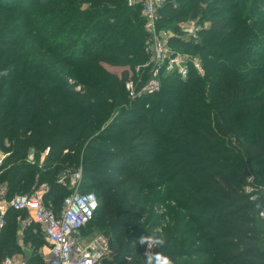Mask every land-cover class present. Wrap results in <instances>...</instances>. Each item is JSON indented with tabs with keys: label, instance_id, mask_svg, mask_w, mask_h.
Here are the masks:
<instances>
[{
	"label": "trees",
	"instance_id": "trees-1",
	"mask_svg": "<svg viewBox=\"0 0 264 264\" xmlns=\"http://www.w3.org/2000/svg\"><path fill=\"white\" fill-rule=\"evenodd\" d=\"M38 1L0 0V72L8 71L0 76V147L6 139L9 144L0 185L7 198L31 193L25 191L57 171L77 170L82 161L83 179L100 188L99 207L82 231L97 213H110L113 252L102 264H143L144 247L130 241L146 232L129 238V230L140 229L151 200L168 205L151 227L167 217L162 251L173 264H264V192L251 199L245 190L251 174L264 186V54L237 45L244 24L216 21L219 35L208 36L219 39L218 53L205 55L201 43L182 42L184 50L209 58L205 76L163 72L158 91L132 99L125 88L129 69L148 59L141 7L128 0ZM199 6L200 0H178L177 8H163L160 27L196 17ZM260 9L256 3L251 12ZM40 20L50 26L42 37ZM73 36L79 44H70ZM104 63L125 68L117 77ZM149 76L144 71V80ZM69 78L83 86L82 94ZM30 146L49 150L40 177L38 163H14ZM49 184L44 202L52 199L58 212L68 195L61 200L56 177ZM164 186V194L154 196ZM20 216L28 212L8 209L0 262L17 250ZM34 230L43 234L34 224L25 232L36 252ZM126 255H133L130 262ZM37 261L34 255L27 260Z\"/></svg>",
	"mask_w": 264,
	"mask_h": 264
},
{
	"label": "built area",
	"instance_id": "built-area-1",
	"mask_svg": "<svg viewBox=\"0 0 264 264\" xmlns=\"http://www.w3.org/2000/svg\"><path fill=\"white\" fill-rule=\"evenodd\" d=\"M130 6H140L145 18V54L146 63L129 69L125 88L129 97L135 99L144 93H153L161 87V74H175L182 79L188 78L191 71L203 75L202 62L191 52L172 47L169 31L160 27L162 9L168 6L178 7L177 0H131ZM190 18L188 25L181 29L178 39L186 38L192 43H198L201 28ZM184 40V39H183ZM150 71V78L139 85L144 71ZM140 86V87H139ZM32 157V156H31ZM46 185H41L32 193H18L12 199L7 198L6 185H0V234L7 225L9 208L25 210L28 216L19 218L20 237L30 225H38L46 240L48 258L45 264H102L110 255L109 239L102 235L86 239L81 236L82 229L93 219L99 199L95 192H72L65 197L61 210L54 211L44 203ZM251 199H256L263 185H256L254 175L247 178L245 186ZM264 219V212L261 214ZM0 264H28L27 260L17 256H6Z\"/></svg>",
	"mask_w": 264,
	"mask_h": 264
},
{
	"label": "rangeland",
	"instance_id": "rangeland-1",
	"mask_svg": "<svg viewBox=\"0 0 264 264\" xmlns=\"http://www.w3.org/2000/svg\"><path fill=\"white\" fill-rule=\"evenodd\" d=\"M5 1H7L8 4L18 3L17 5H21L22 3H24L25 0H5ZM44 1L46 0H39L38 3L42 4L44 3ZM130 1L131 0H128L129 6H130V3H129ZM227 1L228 0H200V6H199L200 9L196 17H189L184 21H178L176 23H172L171 25L168 24L170 26L163 27V29H166L169 31L168 35L171 37V41L173 40L174 42H177L176 44L178 46L175 47L172 45V47H175L180 50H184L182 42L192 43L188 41V39L186 38L178 39L179 35H184V34H176V33H181L183 31V28L188 25L187 23L189 19L192 18V19H195L194 21L201 28V33L199 34V39H198L197 44L201 43V45H203L205 49L204 54L207 55L209 49L218 53L221 50V46H218L217 44L219 39L211 40L208 35L210 34L216 35V33L219 35L218 30H217L216 21L218 19H223V21L227 23V26L229 28H236L240 26L241 24H244V26L241 25L243 31H242V34L240 35V38H238L237 45H241V47H248L249 45H251V47L257 48L258 51L264 54V0H231V2H227ZM240 2L241 3L244 2L246 8H243V5H241ZM256 3L261 6L260 14L258 13L252 14L251 12ZM82 7L87 8L88 4L83 3ZM259 15H261V21L258 18ZM38 25H40L41 31L38 32L37 35H41V37L43 35H46V31H48V28H50V26H46V24H43L42 20H40ZM174 26H177L179 30L174 31L173 30ZM75 39H76V36H73L70 44H79V40L74 41ZM50 43H52V41L48 40V42H46V46H49ZM145 47H146V44L144 43V51H145ZM193 54L198 56L199 59L201 60L202 66L204 68L202 76H205V74L207 73V64L211 66L209 58L204 56V54L202 58L198 54H195V53ZM212 56L216 57V54H212ZM254 65H259V64L255 63ZM104 66L107 68V70L114 72L117 77L120 76L121 71L125 68L124 66H119L115 64H107V63H104ZM147 71L150 73L149 70ZM245 77H248V76H245ZM144 78L145 77H143L141 82H138L139 80L138 78H136L135 82L141 86L143 85L145 81H147L150 78V76L146 78L145 80ZM248 79H251V78H248ZM68 84L72 85L76 92H79L80 94L84 92L83 86L78 84L74 79L69 78ZM253 90L254 89L250 87L248 91L250 92ZM222 121H224V119H222ZM229 134H231V132H229ZM96 143L101 144V142H96ZM8 147H9V144H8V140L6 139L3 141V144L0 147V167L5 165V163L7 162L6 159L9 156V153H6V151H4V148H8ZM48 151H49L48 149L38 150L37 148L30 146L29 148H27L26 153L25 154L23 153L22 157H18L14 159V163H18V162L20 163L21 161L30 162L34 164L38 163L40 168L36 172V177H40L41 172H46L48 170V169L43 170L42 167H45L46 165L50 164L49 161H46V155L48 154ZM63 153L65 154L68 152L67 150H65ZM65 155H69V154H65ZM51 157H53V155H51ZM91 157H93V155L89 156V158ZM97 159L99 161L100 159H102V157L97 158ZM83 167H84L83 162L81 161L77 170L67 169V170L59 171V173L57 171L56 175L52 174L51 176H49L45 180V183H44L47 187L46 192L48 191L49 186H50L49 181L51 179H54V177H56L58 184L61 186L60 192H59L61 200L72 192H80V193L97 192L98 193L100 191L99 186H94V182L91 180L83 179L84 177ZM25 173H28V172H25ZM98 177H103L102 173L98 174ZM165 189H166V186H164L162 190L157 189L156 191H154V196H156L157 193H160L161 195L164 194ZM33 191L35 190L28 189L25 192L32 193ZM145 196H146V193L143 195V197ZM52 201L53 200L50 199V201L46 200L44 203H46L48 207L53 209L54 207H53ZM151 203L153 204L154 202L151 200ZM152 204H149L148 214L147 216H145L144 220H142L140 229L134 230V228L132 227L129 230V238L133 237V235H138L142 232H146V234L148 232L154 235L163 234L162 229L164 226L167 225V222H168L167 217H165L164 220H159V224H157L159 226H157L155 230L151 227V223H154L156 219H158L160 216L164 214L165 208H167L168 205L166 202H162L160 205H157V206L156 205L153 206ZM109 214L110 213H106V214L97 213L92 223L81 232V236L86 239L93 238L97 235H102V236L107 237L109 239L110 252H111L108 258H112L113 247L111 245L110 239L111 237H113V233L110 230V226L108 224L110 223ZM103 217L104 219L101 220ZM19 218H23V217L20 216ZM19 218L17 219V221H19ZM8 233H9V230L6 229L1 234L0 247L2 246L4 239L7 238L6 235H8ZM32 233L34 234V238L37 239L38 241V243L36 244L37 245L36 247H38L37 251L33 252L35 246L32 244V241H30L29 243H26V236L30 235L31 232L30 233L24 232L23 238L19 239L21 232L18 227L15 233V239H14V246L17 250L13 253V255L19 258L22 257L26 260H28L32 255H34L38 258L37 262H39V264H45L48 258L49 251L45 243L44 235L41 232L37 233L36 230L32 231ZM130 242H131L130 244L131 247H136L137 249H139L140 245L138 244V241L131 240ZM127 243H128V240H127ZM132 258H133V255L132 256L126 255L124 256L123 260L125 262H130ZM185 259L186 258H182L181 261H184Z\"/></svg>",
	"mask_w": 264,
	"mask_h": 264
},
{
	"label": "clouds",
	"instance_id": "clouds-1",
	"mask_svg": "<svg viewBox=\"0 0 264 264\" xmlns=\"http://www.w3.org/2000/svg\"><path fill=\"white\" fill-rule=\"evenodd\" d=\"M8 71L0 72V76H7ZM138 244L144 247L143 264H173L172 259L162 249L166 245V239L152 233L141 235Z\"/></svg>",
	"mask_w": 264,
	"mask_h": 264
}]
</instances>
